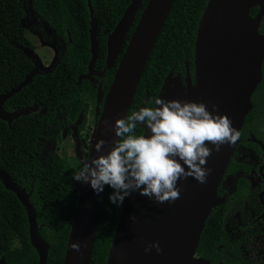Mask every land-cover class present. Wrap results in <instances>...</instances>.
<instances>
[{"label":"trees","instance_id":"trees-1","mask_svg":"<svg viewBox=\"0 0 264 264\" xmlns=\"http://www.w3.org/2000/svg\"><path fill=\"white\" fill-rule=\"evenodd\" d=\"M131 1L0 0V97L17 88L35 70V62L23 52V49L34 50L27 37V20L36 18L53 35L66 42L53 71L36 75L4 106L8 113L34 106L39 107L38 112L14 120L11 127L0 120V170L22 189L32 192L30 201L37 212L39 234L50 245L46 264H64L82 183L72 179L78 167L69 163L65 153H53L48 159L41 160L38 147L41 140L60 138L64 127L75 123L81 113L85 118L80 128V132L83 131L89 113L88 103L101 107L99 101L108 94L119 63L112 70L106 68L108 36ZM209 1H175L150 55L131 110L142 107L149 97L159 96L170 73L174 77L180 75L184 80L187 64L195 84L197 33ZM148 2L142 0L124 49ZM89 4L98 24L99 58L95 72L104 71V76L96 78L97 83L89 80L79 83V78L88 73L92 58ZM257 12L258 8L252 9L251 15L255 16ZM262 85L261 82L252 98L253 109L245 120L240 144L245 143L250 132L264 139L260 135L264 131V122L256 102V96L263 91ZM142 130L138 126L136 133L140 134ZM112 191L106 186L91 264L108 262L123 207V204L117 207L110 203L108 197ZM227 213V206L213 211L196 255L211 264H249L242 257L238 243L231 245L226 230ZM2 259L6 264H39L38 252L30 241L26 210L0 180V261Z\"/></svg>","mask_w":264,"mask_h":264},{"label":"water","instance_id":"water-1","mask_svg":"<svg viewBox=\"0 0 264 264\" xmlns=\"http://www.w3.org/2000/svg\"><path fill=\"white\" fill-rule=\"evenodd\" d=\"M175 1L149 0L126 49L124 44L141 9L142 0L131 1L120 22L109 34L106 68L112 70L119 63L103 109L101 111L98 107L96 111L98 123L88 156L101 154L94 147L100 139L105 141L103 154L114 146L118 138L113 130L114 122L130 114L150 55ZM256 7L260 10L256 17H252L251 10ZM89 8L92 58L88 73L79 78V83L83 80L92 81V77L97 75L98 24L90 4ZM263 18L264 0H210L197 33L195 84L187 64L186 78L183 80L180 75L174 77L170 73L159 96L168 100L203 101L210 111L211 105L215 104L218 112L226 113L231 118L241 137L245 120L253 109L252 98L262 82L264 35L260 34L259 27ZM23 52L35 62L36 67L22 84L0 97V120L7 122L10 127L14 120L37 112L39 107L8 113L4 108L6 101L28 86L36 75L52 72L59 59L56 56L49 67H44L33 50L23 49ZM83 120L82 114L73 126L76 136ZM240 137L233 145H221L219 151L214 150L207 158L205 167L211 172L206 183H199L191 176L178 180L180 195L175 201L157 203L139 191L127 196L107 264H211L198 258L196 253L208 219L216 208L226 202L225 197L218 196V190ZM76 153L81 160L80 141ZM0 180L6 190L13 192L24 206L31 244L38 252L39 264H46L50 245L39 234L37 212L30 201L32 192L28 193L18 186L3 170H0ZM106 186L103 191L96 193L88 183L81 184L64 264H91ZM132 215H135L134 220L130 219ZM77 241L81 243L79 252L71 247ZM152 241L159 242L160 252L155 248L147 252L144 250ZM0 264H6L5 260L2 259Z\"/></svg>","mask_w":264,"mask_h":264},{"label":"clouds","instance_id":"clouds-1","mask_svg":"<svg viewBox=\"0 0 264 264\" xmlns=\"http://www.w3.org/2000/svg\"><path fill=\"white\" fill-rule=\"evenodd\" d=\"M211 108L203 101L149 97L142 107L115 120L114 146L103 154L105 141L98 140L94 147L101 154L83 156L72 179L88 183L96 193L109 186L113 190L109 201L117 207L135 191L157 203L175 201L180 195L178 180L191 176L206 183L211 172L205 167L207 158L240 137L231 118L218 112L215 104ZM138 126L143 129L140 134ZM71 247L79 252L81 243L73 242ZM152 248L161 251L158 241L144 250Z\"/></svg>","mask_w":264,"mask_h":264},{"label":"flooded vegetation","instance_id":"flooded-vegetation-1","mask_svg":"<svg viewBox=\"0 0 264 264\" xmlns=\"http://www.w3.org/2000/svg\"><path fill=\"white\" fill-rule=\"evenodd\" d=\"M259 10L260 9L258 8V12ZM256 15L251 16L256 17ZM25 26L27 27V30L30 32V34L35 39H37L38 42L41 41L45 45L50 46L55 51L54 56H57L58 58L60 57L62 51L66 48V42L58 39L55 34L53 35V33L47 30L44 25H42V23H40L36 18L27 20ZM259 32L260 34L264 35V18L262 19V22L260 24ZM49 73L41 72V74ZM96 73L97 75L92 77V83H97V81H95L96 78L100 79L102 78V76H104V71ZM263 75L264 74L262 70L263 91L256 96V102L260 108L259 112L262 117L261 120L264 122ZM106 96L102 97L103 100L100 107L101 111L103 109ZM97 109L98 107L94 106L95 129L98 123V117L96 114ZM43 113H45V111ZM82 114L83 113H81L80 116ZM77 121L73 124L65 126L60 134V138L53 137L46 141L41 140L40 146L38 147V151L41 155V160L48 159L53 153H67V151H65V148H63V144L68 137H70L73 141V151L77 162L80 161L76 153L78 141H80V143L82 144V155H89L92 140L89 138V132H87V123L85 124V129L80 132V128L83 126L85 121L84 118L82 125L78 128L76 136L73 131V126L77 123ZM260 135L264 136V131ZM231 163H233L232 165L234 168H232L234 170L229 171L232 168L228 167L224 180L218 190V192H221V195L219 197L226 198V202L224 203V205H222L228 207L226 222L232 214L233 218L239 219L240 223L236 228L238 237L235 243H238L242 257L249 264H264V139L258 138L253 132H250L244 144H240L239 141L237 149L235 150L232 157ZM241 210L244 212L245 216H249H243L245 224H242L241 222ZM246 218H249V220H246Z\"/></svg>","mask_w":264,"mask_h":264},{"label":"rangeland","instance_id":"rangeland-1","mask_svg":"<svg viewBox=\"0 0 264 264\" xmlns=\"http://www.w3.org/2000/svg\"><path fill=\"white\" fill-rule=\"evenodd\" d=\"M25 28L27 31V37L33 43L34 53L42 61V64L44 67H47V66L49 67L51 62L55 58V56H54L55 51L50 46L45 45L41 41L38 42L37 39H35L30 34V32L27 30L26 26H25ZM87 132H89V138L92 140L93 134L95 132L94 106L92 104H89V114H88V119H87ZM73 147H74L73 141L70 137H68L64 141V144H63V148H65V151H67V153H65V154H66L67 159L71 165H73L74 167H79V164H78L76 157L74 155ZM241 213H242L241 222H242V224H245V222L243 220V216L244 217H249V216H245L244 212L242 210H241ZM246 220H249V218H246ZM239 223H240L239 219L233 218V214L230 216V218L226 222L227 232L230 236L231 245L235 244V242L237 241L238 236H237L236 228L238 227Z\"/></svg>","mask_w":264,"mask_h":264}]
</instances>
